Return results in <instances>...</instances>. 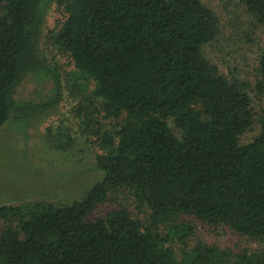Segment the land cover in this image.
<instances>
[{
  "label": "trees",
  "instance_id": "16d2710c",
  "mask_svg": "<svg viewBox=\"0 0 264 264\" xmlns=\"http://www.w3.org/2000/svg\"><path fill=\"white\" fill-rule=\"evenodd\" d=\"M241 1L264 27V0ZM54 4L67 13L54 45L70 55L74 74L96 83L100 106L84 124L102 150L103 178L70 205L0 206V264H264V249L235 260L205 244L179 260L159 232L188 214L264 241V119L241 144L254 109L248 85L230 81L205 53L221 34L216 11L202 0H0V129L26 132L62 103L61 73L41 48ZM27 81L41 85L39 101L18 100ZM257 92L264 97V52ZM101 114L115 125L103 126ZM122 189L148 207L149 225L124 208L89 219ZM181 231L183 241L193 232Z\"/></svg>",
  "mask_w": 264,
  "mask_h": 264
},
{
  "label": "rangeland",
  "instance_id": "374dc122",
  "mask_svg": "<svg viewBox=\"0 0 264 264\" xmlns=\"http://www.w3.org/2000/svg\"><path fill=\"white\" fill-rule=\"evenodd\" d=\"M216 11L221 34L207 46L205 53L230 81L248 85L255 115L253 128L240 137L243 145L251 143L262 130L264 97L257 92L260 58L264 52V27L248 15L241 0H202ZM67 18L65 7L50 8L41 48L49 63L61 73L64 93L62 103L54 110L34 120L26 130H15L12 124L0 129V206H23L34 203L66 206L82 199L103 178L96 166V156L102 152L97 137L84 124V115L98 110L93 97L96 83L75 73V64L67 53L53 43L52 37ZM41 85L27 81L19 90V101H39ZM98 115V114H96ZM105 127L115 125L97 116ZM87 122V120H86ZM19 124L26 128L27 124ZM177 136L180 132L170 122ZM97 129V127H96ZM127 209L145 226L152 221L151 211L138 203L129 190L112 193L90 214V220L105 218L114 210ZM4 224H0V231ZM192 228L188 239L181 238L183 227ZM168 241L166 248L184 260L196 246L205 244L230 250L234 259L244 251L259 252L264 241L239 234L223 225H210L188 214L174 216L159 226Z\"/></svg>",
  "mask_w": 264,
  "mask_h": 264
}]
</instances>
